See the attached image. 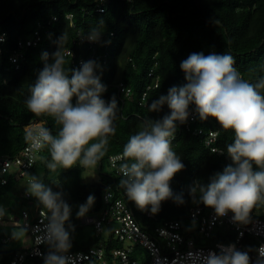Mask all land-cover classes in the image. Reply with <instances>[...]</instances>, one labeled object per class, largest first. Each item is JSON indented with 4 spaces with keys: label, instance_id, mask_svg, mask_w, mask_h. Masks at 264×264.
<instances>
[{
    "label": "trees",
    "instance_id": "1",
    "mask_svg": "<svg viewBox=\"0 0 264 264\" xmlns=\"http://www.w3.org/2000/svg\"><path fill=\"white\" fill-rule=\"evenodd\" d=\"M98 1L0 0V33L5 32L8 37L7 48H13L18 39L28 38L35 30H39L40 35L36 45L25 49V59L19 68L15 69L6 59L0 67V155L14 157L21 151L27 143L26 127L33 121L44 122L53 136L58 135L61 126L54 118L36 116L27 109L25 101L44 67L43 53H48V62H52L57 41L63 34L62 52L64 54L69 49L73 54H64V68L69 78L72 70L80 68L79 60H95L101 66L97 74L107 87L102 99L108 102L115 96L118 101L114 121L116 132L109 136L106 154L98 161L100 172L108 166L110 155L123 154L125 144L144 129L146 121L170 114L167 105L160 112H153L149 110V104L160 95H167L170 87L186 83L180 63L191 53L229 54L244 80L255 84L264 78V0H110L102 12L96 10ZM101 20L104 26L98 24ZM97 27L103 31L102 42L85 40ZM156 78L157 86L153 87ZM119 82L130 88L129 97L119 92ZM259 91L264 95V89ZM144 92L145 101L140 104ZM72 102L75 104V97ZM195 127L204 132L217 131L214 144L221 152H211L203 142V135L192 132ZM191 128L188 131L177 122L172 140L173 151L180 157L184 168L174 175L170 188L174 196L183 198L184 203L168 199L161 202L156 214L150 212L149 205L150 217L134 209L135 217L146 230L170 220L180 221L185 229L193 228L190 210L206 206L199 202L198 190L193 196L192 188L197 184L206 186L212 177L233 164L227 146L234 143V131L223 129L214 118L201 120L198 115ZM50 161V151L46 147L35 159L31 173L53 191H62L71 206L72 213L65 224L66 228L68 224L74 227V231L69 229L72 238L70 251L104 244L109 254L111 247H120L121 243L112 240L107 231L96 236L91 227L87 231L88 226L79 224V206L86 203L89 195L95 200L87 213L100 209L102 205L101 196L95 193L92 183L83 181L85 168L77 162L72 168L58 167L52 172L46 166ZM121 179L109 170L102 173L101 181L111 184L117 193L122 187ZM27 189L23 179L15 180L10 176L7 184L0 185V202L14 193L22 196ZM250 215L251 218H264V205L254 208ZM3 216L7 225L9 215ZM6 231L0 225V264H9L18 250L17 247H7L2 241ZM233 236L227 227H218L204 244L229 242Z\"/></svg>",
    "mask_w": 264,
    "mask_h": 264
},
{
    "label": "clouds",
    "instance_id": "2",
    "mask_svg": "<svg viewBox=\"0 0 264 264\" xmlns=\"http://www.w3.org/2000/svg\"><path fill=\"white\" fill-rule=\"evenodd\" d=\"M104 26L103 20L98 22ZM103 31L92 29L86 39L102 42ZM48 62V53H43L44 67L30 89L25 101L27 109L36 116L48 115L60 125L57 136L42 124L28 126L25 140L29 151L38 153L46 147L51 161L47 168L55 172L58 167L72 168L79 162L84 168H94L106 154L108 138L115 135L114 121L117 118L118 101L115 96L106 102L102 94L107 87L97 74L101 66L95 60L81 62L79 69L72 70L71 78L66 73L65 55L61 42ZM2 42V41H0ZM234 58L226 53H191L181 61L180 68L186 83L172 86L167 95H160L149 104V110L160 112L167 105L170 114L148 120L144 129L130 137L125 144L119 171L128 200L141 210L156 214L161 202L173 199L184 203L181 196H174L170 181L184 168L180 157L173 151L177 122L184 124L194 113L201 120L214 118L225 130L235 134L234 143L227 146V154L233 164L222 173H217L205 185L197 184L192 194L199 192V202L214 210L217 217L230 212L234 222L247 224L254 208L264 205V78L253 84L244 80L233 66ZM76 98L73 104V98ZM131 161V163H129ZM255 165V169H254ZM27 194L34 197L49 213L44 225L48 252L43 255L44 264H73L68 253L72 247L69 221L72 208L64 199L62 191H53L32 175ZM89 195L86 203L79 206L77 217H83L94 204ZM0 208V217L4 215ZM24 235V230L12 233L13 239ZM249 249L240 251L235 245L221 246L219 254L211 253L207 264H250ZM257 252L255 264H264V245Z\"/></svg>",
    "mask_w": 264,
    "mask_h": 264
},
{
    "label": "built area",
    "instance_id": "3",
    "mask_svg": "<svg viewBox=\"0 0 264 264\" xmlns=\"http://www.w3.org/2000/svg\"><path fill=\"white\" fill-rule=\"evenodd\" d=\"M109 1L99 0L96 10L104 11ZM39 40V30H35L28 38L18 39L13 48H7L8 37L5 32H1L0 67L6 59L15 69L19 68L25 59V49L36 45ZM64 54L73 56L69 49H66ZM81 62L79 60L80 65ZM156 86L157 78L153 83V87ZM117 87L124 96L131 95L130 88L123 82H119ZM145 97L146 92L142 94L140 104L145 101ZM190 111L193 115L182 124L188 131L192 129L191 123L197 116L194 113V106H190ZM40 124L47 127L41 121H33L27 127ZM192 132L203 135V142L211 152H221L214 144L217 141V131L204 132L201 128L195 127ZM39 153L30 152L29 144L26 143L14 157L0 155V185L7 184L8 178L12 176L15 180L23 179L29 186L30 177L33 175L31 168ZM121 157L122 154L110 155L108 168L116 176L123 178L119 171L123 163ZM114 189L111 184L103 183L100 191L101 208L79 217V224L91 227L96 236L107 231L111 239L121 243V246L111 247L109 254L106 253L104 244H96L85 250H72L68 255L74 258L73 264H207V258L211 253L219 254L221 246L228 245H235L240 251L251 249L250 264H255L258 255L255 250L264 245V218L252 217L249 223L242 224L233 221L231 212L225 217H217L214 210L209 207L196 206L190 210L189 218L194 223L193 228L185 229L180 221L170 220L146 230L135 217L134 209L146 217H150L151 213L139 209L135 202L128 200L123 187L117 193ZM22 196L25 202L17 214L8 216L7 225L21 227L28 233L31 242L19 247L9 264H44L43 255L49 250L45 241L44 225L47 223L49 213L27 194V190ZM4 219V216L0 217L1 226L5 224ZM222 226L234 234L232 239L229 242L217 241L213 245L204 244L205 239L210 238L213 231ZM9 240L7 235L2 238L4 243H8Z\"/></svg>",
    "mask_w": 264,
    "mask_h": 264
},
{
    "label": "rangeland",
    "instance_id": "4",
    "mask_svg": "<svg viewBox=\"0 0 264 264\" xmlns=\"http://www.w3.org/2000/svg\"><path fill=\"white\" fill-rule=\"evenodd\" d=\"M107 171H109L108 166L103 168V171L100 172L99 170V165L97 163V165L94 168H85V170L83 171L82 174V178L84 182H89V183H93V182H97V181H101L102 179V173H106ZM23 204V199L22 196H19L18 194L14 193L13 196L10 197H4L3 199H1L0 202V208H3L5 214L8 215H12V214H17L21 208ZM5 227V228H4ZM2 228L6 231L7 236H9L10 240L8 241V243L6 244L7 247H21L23 245H27L31 242V238L29 237L28 233L24 230V235L21 236L19 239H13L12 238V233L14 232H20L21 230H23L22 228H17V227H7V225L3 224ZM87 231H90L91 228L87 227L86 228ZM206 240V239H205Z\"/></svg>",
    "mask_w": 264,
    "mask_h": 264
},
{
    "label": "water",
    "instance_id": "5",
    "mask_svg": "<svg viewBox=\"0 0 264 264\" xmlns=\"http://www.w3.org/2000/svg\"><path fill=\"white\" fill-rule=\"evenodd\" d=\"M92 186L95 187V193H96L97 195H100V191H101V189L103 188V183L100 182V181L93 182V183H92Z\"/></svg>",
    "mask_w": 264,
    "mask_h": 264
}]
</instances>
